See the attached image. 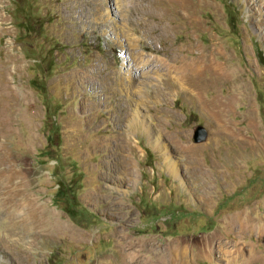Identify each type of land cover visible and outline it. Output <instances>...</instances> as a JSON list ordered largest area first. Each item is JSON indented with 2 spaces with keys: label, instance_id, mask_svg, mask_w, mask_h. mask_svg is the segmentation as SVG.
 <instances>
[{
  "label": "rangeland",
  "instance_id": "1",
  "mask_svg": "<svg viewBox=\"0 0 264 264\" xmlns=\"http://www.w3.org/2000/svg\"><path fill=\"white\" fill-rule=\"evenodd\" d=\"M12 45L0 80L28 102L3 98L0 144L48 222L0 214V264H128L150 240L226 264L221 239L264 264V0H0V67Z\"/></svg>",
  "mask_w": 264,
  "mask_h": 264
},
{
  "label": "bare ground",
  "instance_id": "2",
  "mask_svg": "<svg viewBox=\"0 0 264 264\" xmlns=\"http://www.w3.org/2000/svg\"><path fill=\"white\" fill-rule=\"evenodd\" d=\"M16 54L17 53L15 52V46L12 45L11 48L9 49V55L7 57L8 59L0 67V69L4 73L9 71V64H15L17 57ZM214 67L216 68L218 67L217 70H219L220 66L217 65ZM200 69L201 66H199V63L197 61H194L193 72H196ZM139 75L143 76L144 73H139ZM1 80H0V140L2 137H3L2 139H4V137L7 138V136H10L9 135L10 132L7 130L6 127L13 124L14 122V119L11 116L5 115L7 107L5 105L3 106V104L1 105V101L3 100V98L12 97L14 95L16 97L18 96L16 103H18L20 106H23V109L25 103L28 102V100L26 99L27 96H25L24 92L21 89H19V87H17V90L15 88H14L15 90H8V88L10 87L9 84L7 83L5 84ZM146 84L151 85L148 83ZM21 110L22 109H20V111ZM133 118L134 120L139 119L137 111H135ZM154 138L159 143L160 137L158 135H154ZM3 148L4 147L0 144V194L3 196L2 197L3 204L0 206L2 207L4 206L6 208L4 213L0 212L2 216L1 219H4L5 215L6 216L8 215V218L10 219L9 222H11L10 226L12 227V229L14 228L21 229L19 231L25 234V237L31 236L32 233L36 234V231H38L39 234L41 233L40 231H42V229L44 230V227L46 226L45 224L48 222V219L46 220L43 217L46 214L43 213L45 211L44 210L45 208L43 206L44 204L40 203L39 201L40 199L37 196H35L32 191L29 192L26 186H24V181L23 179L20 178V174H21L19 170L20 168L16 166V162L14 160L6 158L7 156H5V152H3L4 151ZM121 202L122 201H119L117 203H113V202L112 203L116 208L120 209L119 207H122ZM246 221L248 220L245 219V222ZM244 224L245 226L250 225V227L258 230V235L260 238V242L258 243V245H262L263 244L262 240H264V235H263L264 223H260L258 226H256L255 224L252 226L249 223L248 224L244 223ZM45 230L47 229L45 228ZM1 235L2 234H0V239H1ZM47 235H49V233ZM218 242H219L218 245L219 247H221V245L223 247H227L226 264H245V262H247V260L251 256V251L247 248V246L246 245L241 246L238 240H234L233 242L227 245L224 242V239H221ZM0 245H1V241H0ZM175 245L176 243L172 242V244L170 245L167 244L166 246L163 247L158 242L151 240L138 241L136 243H133L132 246L129 245L127 251L129 252L131 250L133 252L134 255L132 256L134 257V259H130L128 264H153L151 262L152 260H149L151 256H157V260L165 258V260L167 259L166 260L167 264H179L181 260H183L182 264H189L186 261L187 249L185 247L180 248L179 245L177 246ZM206 245L208 246V249L211 250L210 247L211 243L207 241Z\"/></svg>",
  "mask_w": 264,
  "mask_h": 264
},
{
  "label": "water",
  "instance_id": "3",
  "mask_svg": "<svg viewBox=\"0 0 264 264\" xmlns=\"http://www.w3.org/2000/svg\"><path fill=\"white\" fill-rule=\"evenodd\" d=\"M209 137V130L204 125H198L194 132V141L196 143L205 142Z\"/></svg>",
  "mask_w": 264,
  "mask_h": 264
}]
</instances>
